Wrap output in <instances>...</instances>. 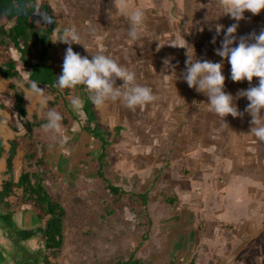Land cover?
<instances>
[{
  "label": "rangeland",
  "instance_id": "obj_1",
  "mask_svg": "<svg viewBox=\"0 0 264 264\" xmlns=\"http://www.w3.org/2000/svg\"><path fill=\"white\" fill-rule=\"evenodd\" d=\"M34 1L37 6L46 4L49 7L58 26L76 27L80 42L87 49L81 44L72 43L74 52L91 59V54L103 51L120 65L134 71L136 82L151 87L156 95L155 101L143 108L129 109L119 99L96 107L99 115L103 112L100 117L103 128L112 133L111 146L104 161V173L111 184H118L117 165H122L124 172L129 171V158L133 154L130 147L127 150L120 147L119 140L122 138V141H131L132 144L136 138L143 143L145 140L151 142V130L145 132L146 121L153 120L154 125L158 127L170 123L171 127L167 128L170 136L175 134L173 129L178 132L185 124L190 127L199 123L205 126L202 132L211 129V133L221 129L213 130L211 127H223V120L208 110V98L195 88H190L181 78L188 56L202 61L223 60L224 90L233 95L238 111L247 114L245 118L242 113L246 128L240 129L239 138L234 144L236 151H233L232 155L239 153L243 161H247V158L251 157L252 146L256 147L258 155L256 161L252 158L251 164L242 167L244 175L240 177L243 182H237L235 179L232 191L219 196L221 203L225 200L223 203L234 208L237 206L236 197L241 192L244 196L246 194L242 207H249V216L246 215L241 221L244 222L242 232L239 226H234V221L230 225H219L213 218L209 220L211 224L204 225V231L202 230L197 238L193 237L188 244L163 238L158 231H152L154 227L150 221L155 217L157 210L143 214L140 205L142 194L137 198L113 196L109 193L106 182L95 177L78 175L66 185H60L55 184L57 179L49 176L48 189L65 210L63 247L59 252H43V257H38V264H107L128 261L131 255L143 264H264V141L250 135L251 116L245 111L249 101L245 97L237 96L239 91L256 86L259 78L254 77L251 82L246 79L240 82L232 81L230 64L215 52L221 47L227 27L232 24L238 25L237 31L233 33L236 38L233 47L238 45L241 37L249 38L251 34H259L264 30V10L255 15L246 11L244 19L235 21L227 14L222 15L223 9L219 7L218 0H117V3H114L115 0ZM134 9L144 11L145 25L141 36L129 43L127 33L130 24L124 13ZM217 25L223 26L218 36ZM213 36H216L215 44L211 42ZM249 42L254 41L249 39ZM52 44V64L58 78L62 73L64 56L69 45L63 42ZM31 51L33 55L36 54L35 49L32 48ZM7 56L18 57L15 51L5 52L0 48V69ZM165 60H168L172 67L165 66ZM19 72V78L10 80L3 79L0 75V105L4 104V109L9 112L12 109L13 96L11 85L16 82L22 86L23 78L27 74L22 67H19ZM167 77H170L169 82ZM122 83L123 81L117 79L116 86ZM166 88L169 93L165 91ZM40 89L44 91L43 97H47L48 91L45 88ZM38 104L40 106V103ZM53 105L54 103L49 102L47 108L54 109ZM39 106H29L31 113L33 112L29 113V116L33 115L34 122L45 121ZM171 108H174V111ZM115 114L116 123L113 121ZM163 116L164 124H156V120H163ZM240 116L228 115L224 121H239ZM176 118L180 120L176 121ZM210 125L211 127L207 128ZM162 131V128L153 130V137L157 138ZM233 131H239V128L236 127ZM223 133L224 138L229 137V127H224ZM45 135L46 133L41 135V140ZM25 142L21 140L24 147ZM227 154H230V150H227ZM147 178L146 183L149 184L151 178ZM241 185H244V189ZM246 187L250 188L249 193ZM134 189V184H130L126 190L131 193L130 191H137L138 188ZM131 194L134 195L133 192ZM153 199V205L161 200L160 196ZM11 201L14 209L20 207L18 196L12 197ZM257 206L261 207L260 217L263 218L261 220L258 217L259 223L254 214ZM2 224L0 252L5 256L0 253V263L3 257L11 261L5 251L8 247L15 248V243L12 242L15 240H6V234L11 230ZM182 247L184 251L181 252Z\"/></svg>",
  "mask_w": 264,
  "mask_h": 264
},
{
  "label": "crops",
  "instance_id": "obj_2",
  "mask_svg": "<svg viewBox=\"0 0 264 264\" xmlns=\"http://www.w3.org/2000/svg\"><path fill=\"white\" fill-rule=\"evenodd\" d=\"M114 3H117V0ZM113 15L115 16L116 14ZM26 73L22 86L14 83L11 87L17 86L24 92V103L27 111L26 119L31 126L30 137L13 110V96L10 112L4 109V104L0 105V139L4 146V152L0 158V190L2 183L7 180H12V182L16 183L22 172H29L37 177H42L46 185L50 182L49 176L55 180L57 179L55 184L59 183L60 185H66L78 175L99 179L97 177V160L102 153L101 145L96 138L83 131L82 128L86 124V117L81 110L79 113L73 111L68 100V97L72 95L80 96L83 100V92L77 89L70 90L69 95L64 96L68 108L65 109L60 97H56V94L45 87H39L45 88L48 91L46 96L51 97L48 103H54V110L59 112L63 117L61 133L55 138H53L51 133H46L45 137L41 140V135L45 134L42 125L46 121L40 120L39 122H34L33 115L29 116V113H31L29 106L31 104L33 107L39 106L38 103L44 97L34 95L29 88L24 86V82H28L29 73ZM167 81H170V77H167ZM165 91L169 93L168 88ZM171 110L174 111V108H171ZM94 111L97 125L104 130H108L103 128L102 121H100L103 112L99 115L95 105ZM243 114L246 118L247 114ZM179 120L180 118H176V121ZM113 121L114 123L117 122L116 114L113 117ZM176 121L175 123L178 125ZM148 122L146 121L145 132L147 133L151 130L150 143V140H145V143H143L138 138L135 139L133 144L130 143L131 141H122V138L119 140V144L117 143L126 150L130 147V151L133 152L129 158L128 172L123 171L122 165L116 166V172L119 177H116L118 184L115 187L120 188L127 194L120 195L137 198L139 194H146L144 205L140 199L143 214L150 213L153 209L157 210L155 217L150 221L154 227L152 231H158L163 238L166 237V239L174 240L177 243H187L193 237L197 238L201 231H204L203 226L210 225L211 222L209 223V220L213 218H215V221L219 225H230L234 221V226H239L242 232L244 222L241 221L244 220L246 215L249 216V207H242L245 204L246 194L244 196L243 192H241L236 197L237 206L234 208L223 203L225 200L221 203L219 197L227 195L232 191L231 187L235 184V179H237V182H243V179L240 177L244 175L242 167L251 164L252 158L256 161L258 157L257 150H255L256 147L253 146L250 148L251 157L249 156L247 161H243L239 153L238 155H232V152L236 151L234 144L235 140L239 138L240 129L246 128L242 115L239 121H223V127L213 128L210 125L207 128L211 127L213 130L221 128L218 131L214 130L212 133L211 129L202 132L205 126L194 123L190 127H186V124L183 125L182 129L178 130V132L173 129V133L175 134H172V136L168 134L167 130L168 127H171L169 126L170 123H167L166 126L161 125L158 127L154 125L153 120ZM155 123L158 125L164 124V116L163 120H156ZM226 126L229 127L230 133L229 137L224 138L223 129ZM236 127L239 128V131H233ZM161 128L163 129L162 133L157 138H154L153 130H160ZM187 128L190 131H187ZM64 136L68 137L67 142L61 143V138ZM15 139L18 141V147L12 161V172L7 174L6 157L9 151V142ZM21 140L26 141V147L22 145ZM227 150H230V154H227ZM27 156H29V159H26ZM37 161L39 162L37 163ZM147 177L151 178L149 184L146 183L148 181ZM104 178L109 182L105 173ZM130 184H134L135 189L138 188L137 191H130L134 195L129 193V190H126ZM241 186L244 189V185ZM247 189V193H249L250 188ZM255 190L257 189L255 188ZM19 195L20 192L15 191L14 195L9 197L7 201L12 203L11 198ZM156 196H160L161 200L153 205L152 203L155 200L153 197ZM254 210L255 220L259 223L258 217L261 220L263 219L260 217L261 207L257 206ZM3 214L4 211L0 208V215ZM36 214L35 210L30 206H20L18 209H15L13 219L16 228L27 229L39 226L40 223ZM2 223L0 221L1 228H3ZM147 226H149L148 221ZM16 239L14 232L8 231L6 240H15L12 241L15 243V246H13L15 248L8 247L7 251H5L9 255L8 257L11 258V261H7L6 257H3L0 264H20L30 258L43 257L42 253L45 252V249L40 237L37 236L25 242ZM180 251H184V247ZM1 256L5 255L1 253Z\"/></svg>",
  "mask_w": 264,
  "mask_h": 264
},
{
  "label": "clouds",
  "instance_id": "obj_3",
  "mask_svg": "<svg viewBox=\"0 0 264 264\" xmlns=\"http://www.w3.org/2000/svg\"><path fill=\"white\" fill-rule=\"evenodd\" d=\"M218 4L223 9L222 15L227 14L235 21L244 19L246 11L255 15L264 10V0H218ZM124 14L130 24L127 35L131 43L142 34L145 13L141 9H134L126 10ZM237 27V24L227 27L221 47L215 52L219 57L227 59L230 64L232 81L240 82L246 79L251 82L254 77L259 78L256 86L239 91L237 96L245 97L249 101L245 111L251 116L250 135L264 141V30L259 34H251L249 38L241 37L238 45L233 47L236 39L233 33L237 31ZM222 29V25L216 26L217 36ZM48 39L53 43L63 42L69 45L64 56L62 73L58 78L55 77V86L59 89H72L77 85H83L91 94L89 99L97 108L108 101L118 99L122 100L129 109L143 108L155 101L156 95L153 89L137 83L135 72L120 65L110 55L98 51L96 54H91L89 59L87 56L74 52L72 43L83 45L75 26H57ZM249 39L254 42H249ZM211 42L215 44L216 36H213ZM185 63L186 68L181 78L190 88H195L197 92L203 93L208 98L206 105L210 112L223 121L228 115L232 117L242 115L234 103L233 95L224 90L223 60L221 62L202 61L188 56ZM164 64L172 67L168 60H165ZM173 74L175 75L174 70ZM117 79L123 81L122 85L116 86ZM30 91L36 96H43L44 93L36 81H31ZM50 99L51 97H44L40 100L39 111L46 121L42 125L43 131L51 133L55 138L62 131L63 117L56 110L47 108ZM68 100L73 111L79 113L83 106L81 97L72 95L68 97ZM67 139L68 137L64 136L60 142L66 143Z\"/></svg>",
  "mask_w": 264,
  "mask_h": 264
},
{
  "label": "trees",
  "instance_id": "obj_4",
  "mask_svg": "<svg viewBox=\"0 0 264 264\" xmlns=\"http://www.w3.org/2000/svg\"><path fill=\"white\" fill-rule=\"evenodd\" d=\"M57 27L54 17L47 5L37 6L34 0H0V48L5 52L15 51L17 58L7 56L0 69V75L5 79L20 77L19 67L26 70L28 82L24 86L30 89L31 81H36L38 87H45L60 97L63 106L68 109L64 96L69 91L77 89L83 92V106L81 111L86 117L83 131L96 138L102 149L97 162V177L107 183V189L113 196L124 194L120 188L113 186L104 178L103 163L106 157L107 147L110 145L112 133L97 125L94 104L89 99L91 95L83 85H77L72 89H59L55 86L56 70L52 64V51L54 46L48 39L53 29ZM32 48L36 54H32ZM13 91V110L20 119L26 133L31 134V126L27 121V111L24 103V92L17 86L11 87ZM1 121V116H0ZM18 141L9 142V151L6 157L7 174L12 172V161L16 154ZM4 152V146L0 139V158ZM29 159V156L26 157ZM39 161H37L38 163ZM19 191L20 206H30L35 210L39 226L27 229L16 228L13 216L15 209L7 199ZM141 201L146 202V194L141 195ZM0 208L4 214L0 215L2 221L16 238L25 242L35 237H40L45 251L59 252L63 247V220L65 210L51 195L42 177H37L29 172H22L16 183L7 180L2 183L0 190ZM20 264H38V257L30 258ZM107 264H143L131 255L128 261H116Z\"/></svg>",
  "mask_w": 264,
  "mask_h": 264
}]
</instances>
